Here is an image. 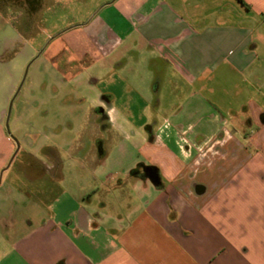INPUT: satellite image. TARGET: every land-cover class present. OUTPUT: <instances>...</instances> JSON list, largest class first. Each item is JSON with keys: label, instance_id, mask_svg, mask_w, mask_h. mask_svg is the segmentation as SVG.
<instances>
[{"label": "crops", "instance_id": "1", "mask_svg": "<svg viewBox=\"0 0 264 264\" xmlns=\"http://www.w3.org/2000/svg\"><path fill=\"white\" fill-rule=\"evenodd\" d=\"M146 1L88 39V149L42 144L38 114L5 137L1 111L0 264H264V0ZM55 50L72 81L87 50Z\"/></svg>", "mask_w": 264, "mask_h": 264}, {"label": "rangeland", "instance_id": "2", "mask_svg": "<svg viewBox=\"0 0 264 264\" xmlns=\"http://www.w3.org/2000/svg\"><path fill=\"white\" fill-rule=\"evenodd\" d=\"M113 1L0 0V113L4 111L5 115V137L8 136L6 124L9 116V131L15 136L18 126L29 133L26 120L38 114L48 116L54 134L42 140V144L57 147L63 153L68 147L64 144L73 140L76 142L73 141L71 148L82 146L88 149L92 145L95 129L92 112L88 109L91 100L83 94L85 82L82 80L106 74L110 70V62L98 58L99 52L92 48L88 39L99 29L104 30L107 24L105 13L110 8L105 5ZM146 2L117 0L111 7L117 8L125 3L144 5ZM59 48L68 56L86 50L89 54L77 67L68 68L72 76H76L65 83L60 81L56 68L58 64L59 69L63 70L64 61L53 54ZM132 56L142 57L143 54L135 51ZM129 57L131 54L127 53ZM182 97L167 98L166 101L177 105ZM107 139V135L102 137L105 147L109 149ZM63 157L69 158L68 155ZM11 176L16 177L13 172ZM4 179L3 183L7 181L6 175Z\"/></svg>", "mask_w": 264, "mask_h": 264}, {"label": "trees", "instance_id": "3", "mask_svg": "<svg viewBox=\"0 0 264 264\" xmlns=\"http://www.w3.org/2000/svg\"><path fill=\"white\" fill-rule=\"evenodd\" d=\"M142 166H138L135 170H133V172L131 174H136L138 173L139 169L141 168ZM146 169L148 170V172H150V174L153 176L154 178V181L157 185H159L160 181H159V178H158V171L155 169V168H151V167H146Z\"/></svg>", "mask_w": 264, "mask_h": 264}, {"label": "water", "instance_id": "4", "mask_svg": "<svg viewBox=\"0 0 264 264\" xmlns=\"http://www.w3.org/2000/svg\"><path fill=\"white\" fill-rule=\"evenodd\" d=\"M19 90H20V88H19ZM19 90H18V92H19ZM10 109H11V108H10ZM9 114H10V112H9ZM8 120H10V116L8 117ZM8 120H7L6 128H7L8 133L10 134L9 126H8ZM18 147H19V145H18ZM16 153H18V150H17ZM16 153H14V156H13V158L11 159V161L14 159Z\"/></svg>", "mask_w": 264, "mask_h": 264}]
</instances>
